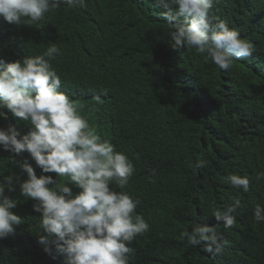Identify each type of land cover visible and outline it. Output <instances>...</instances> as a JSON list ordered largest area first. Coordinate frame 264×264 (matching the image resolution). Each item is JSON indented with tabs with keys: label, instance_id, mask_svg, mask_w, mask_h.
<instances>
[{
	"label": "trees",
	"instance_id": "1",
	"mask_svg": "<svg viewBox=\"0 0 264 264\" xmlns=\"http://www.w3.org/2000/svg\"><path fill=\"white\" fill-rule=\"evenodd\" d=\"M83 9L59 8L45 14L40 26L0 18V59L6 63L41 54L56 43L62 55L51 60L60 91L84 105L81 114L98 134L123 152L135 167L125 189L141 204L136 212L150 225L130 247L129 264H264V222L253 218L264 207V0H216L214 17L253 44L251 56L220 70L191 49H171L167 23L152 0H86ZM0 127L12 124L21 134L31 125L0 109ZM27 158L37 176L43 173L27 152L0 148V172L26 178L8 158ZM204 166L195 167L197 161ZM229 174L247 176L249 191L226 182ZM2 180V176H0ZM14 191L10 209L23 219L13 235L0 239V264H63L65 254L45 253L38 242L40 213L34 201ZM75 195L80 189L69 184ZM241 205L236 224L225 229L211 215L235 199ZM207 223L226 241L222 255L203 245L187 246L180 233ZM40 234L42 230H39Z\"/></svg>",
	"mask_w": 264,
	"mask_h": 264
},
{
	"label": "clouds",
	"instance_id": "2",
	"mask_svg": "<svg viewBox=\"0 0 264 264\" xmlns=\"http://www.w3.org/2000/svg\"><path fill=\"white\" fill-rule=\"evenodd\" d=\"M216 0H152L161 9L157 13L168 26V46L173 50L191 49L204 62L228 71L234 59L249 57L253 44L241 38L223 19L214 17L211 9ZM83 9L86 0H0V18L8 23L40 26L45 14L59 8ZM62 55L56 43H50L41 54L6 63L0 59V109H7L15 118L31 125L21 134L12 124L0 127V148L20 155L27 152L43 173L37 176L27 158L15 163L26 178L13 175L0 180V239L15 232L23 219L10 209L17 200L5 194L14 191L13 181L25 199H32V208L40 213L37 220L38 242L45 253L65 254L63 264H129L134 254L130 247L139 234L150 225L136 212L141 201L126 191H116L115 184L125 189L134 175L132 161L103 139L81 114L84 105L60 91L62 81L50 63ZM0 118L7 119L0 110ZM204 166L197 161L195 167ZM264 173H258V178ZM226 182L249 191L247 176L229 174ZM69 184L80 191L75 195ZM241 205L235 199L232 206L211 209V215L225 229L236 224L233 213ZM257 223L264 222V207L253 209ZM42 230L43 234H40ZM187 246L203 245L212 255H222L227 242L221 241L216 229L207 224H193L191 231L180 233Z\"/></svg>",
	"mask_w": 264,
	"mask_h": 264
}]
</instances>
